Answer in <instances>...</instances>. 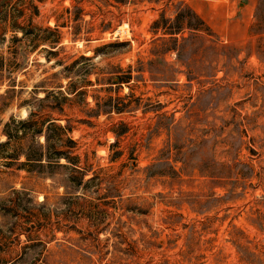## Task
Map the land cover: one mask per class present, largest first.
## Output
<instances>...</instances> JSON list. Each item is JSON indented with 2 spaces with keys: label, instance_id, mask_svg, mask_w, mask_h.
<instances>
[{
  "label": "rangeland",
  "instance_id": "374dc122",
  "mask_svg": "<svg viewBox=\"0 0 264 264\" xmlns=\"http://www.w3.org/2000/svg\"><path fill=\"white\" fill-rule=\"evenodd\" d=\"M257 1L0 0V141L38 110L89 166L73 189L0 157V207L29 197L0 214V264H264Z\"/></svg>",
  "mask_w": 264,
  "mask_h": 264
},
{
  "label": "trees",
  "instance_id": "16d2710c",
  "mask_svg": "<svg viewBox=\"0 0 264 264\" xmlns=\"http://www.w3.org/2000/svg\"><path fill=\"white\" fill-rule=\"evenodd\" d=\"M184 10L190 15H196L189 7ZM182 13L178 12L174 21H179ZM163 22L167 23L169 19L161 15ZM159 23L158 20L155 24ZM163 26V24L161 25ZM165 28V26H164ZM179 28L168 32L175 34L179 32ZM251 31L264 32V0H258L254 12V22L250 28ZM0 85L3 84L4 79H1ZM115 82L119 79L114 77ZM118 79V81H116ZM15 80L8 81L5 92L14 90ZM46 92L43 98H37L40 103L42 99L46 98ZM0 97H2L0 95ZM51 108L57 109L62 113L63 108L61 103L51 104ZM117 110H120L117 108ZM38 110H30L27 116L22 118L10 117L2 128V134L5 136L4 141H0L1 151L0 157L4 159L5 165L16 166L19 169H24L28 173H36L39 176H47L54 178L55 175L60 174L59 184L67 188L71 184L74 188H81L88 180L84 181V176L88 172L89 166L86 163V156L81 164L79 154L75 153L78 145L70 134L73 127L69 123V119H65V123L59 122L60 118L40 119ZM105 112V109H98L99 112ZM108 112V111H106ZM86 122V121H84ZM12 197L10 198V207L3 209L0 207V214H14L21 207V202L25 198H29L28 192L24 190L13 189ZM15 195V196H14ZM22 197V198H21ZM19 233H23L20 231Z\"/></svg>",
  "mask_w": 264,
  "mask_h": 264
}]
</instances>
